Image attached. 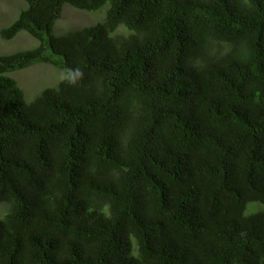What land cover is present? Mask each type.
I'll return each mask as SVG.
<instances>
[{"label":"trees","instance_id":"trees-1","mask_svg":"<svg viewBox=\"0 0 264 264\" xmlns=\"http://www.w3.org/2000/svg\"><path fill=\"white\" fill-rule=\"evenodd\" d=\"M23 1L0 29L38 42L0 56V264H264V0ZM63 5L106 9L54 35ZM37 63L84 76L27 102L7 74Z\"/></svg>","mask_w":264,"mask_h":264},{"label":"rangeland","instance_id":"rangeland-1","mask_svg":"<svg viewBox=\"0 0 264 264\" xmlns=\"http://www.w3.org/2000/svg\"><path fill=\"white\" fill-rule=\"evenodd\" d=\"M26 7L27 4L23 0H0V29L9 26L17 18L19 12ZM105 9L106 6L96 12H85L69 5H63L61 16L55 22L52 33L60 35L71 30L92 26L103 19ZM37 45L36 40L21 31L11 40L4 41L0 39V56L30 50ZM47 54H50L48 50ZM58 59L53 57V60ZM65 74L66 71L62 68L37 63L7 75L16 81L23 92L24 99L30 102L43 90L56 86L63 80ZM3 205V203H0V216L6 211V207Z\"/></svg>","mask_w":264,"mask_h":264},{"label":"clouds","instance_id":"clouds-1","mask_svg":"<svg viewBox=\"0 0 264 264\" xmlns=\"http://www.w3.org/2000/svg\"><path fill=\"white\" fill-rule=\"evenodd\" d=\"M61 16V15H60ZM76 30V29H75ZM27 34V33H26ZM28 35V34H27ZM29 36V35H28ZM30 37V36H29ZM44 64V63H41ZM50 65V64H49ZM65 70V69H64ZM66 71V70H65ZM84 73L80 68L70 69L66 71L63 81H65L70 86L77 85L83 79ZM62 81V80H61ZM16 82V81H15ZM17 84V83H16ZM19 87V86H18ZM22 91V90H21ZM6 210V209H5ZM5 212V211H4ZM2 213V215L4 214ZM1 215V216H2ZM0 216V217H1Z\"/></svg>","mask_w":264,"mask_h":264}]
</instances>
